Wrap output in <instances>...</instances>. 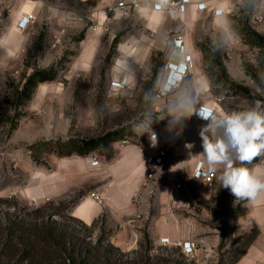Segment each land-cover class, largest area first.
<instances>
[{"label":"rangeland","instance_id":"rangeland-1","mask_svg":"<svg viewBox=\"0 0 264 264\" xmlns=\"http://www.w3.org/2000/svg\"><path fill=\"white\" fill-rule=\"evenodd\" d=\"M119 1L0 0V264H264L261 234H239L233 225L245 200L236 201L220 184L213 188L215 202L201 208L220 241L200 243L197 253H184L178 243H155L147 234L135 247L120 248L101 220L89 226L72 216L94 187L87 158L111 159L119 147L145 142L151 129L189 110L192 97L204 92L192 89L189 74L159 97L172 46L165 41L151 51L154 31L134 4L126 15L114 16ZM211 1L226 8L228 33L210 24L212 11L193 16L185 31L192 49L203 53L212 83L205 95L220 99L229 113L257 101L264 106V22L257 20L264 16V0ZM32 8L35 23L19 34L16 19ZM95 24L102 30L95 32ZM226 59L248 74L249 87L230 79ZM125 77L127 85L112 86ZM115 130L109 147L86 156L67 155L59 145L72 141L64 149L69 152L81 139ZM51 183L61 190L50 192ZM44 190L49 196L41 200Z\"/></svg>","mask_w":264,"mask_h":264},{"label":"crops","instance_id":"crops-1","mask_svg":"<svg viewBox=\"0 0 264 264\" xmlns=\"http://www.w3.org/2000/svg\"><path fill=\"white\" fill-rule=\"evenodd\" d=\"M103 1L97 0L98 3ZM121 1H125L126 5L124 8H114V16L126 15L131 5H136V13L145 17V25L155 34L154 41L150 45L151 51L161 50L165 41L172 46L168 62L184 61L182 55L173 52V39L182 36L187 52L193 56L196 63L190 72L193 76L192 89H203L204 92H198L192 97L189 101L191 106L189 110L177 114L173 121L160 126V137L157 140H151L149 135L145 142L119 147L111 159L105 158L103 161L99 159L100 165L96 167L91 165L92 157L87 158L85 167L94 171V174H91L93 178H90L92 181L90 185L94 187L89 193L98 192L103 200L98 202L89 194L86 195L73 206L72 216L89 226L101 220L103 229L112 234V242L120 248L135 247L142 235L147 234L158 244H161L162 238H169L171 245L191 241L196 244L195 253H197L202 243L209 244L210 241L219 243L220 241L219 235L213 234L211 225L208 226L203 222L201 214L204 204L215 202L216 194L213 188L219 183L215 179L213 184H207L203 180L194 179L193 174L201 161L204 162L205 169L214 177L221 173L223 166H217L216 170L208 169L203 156L201 138V130L208 123L199 120L196 117V111L201 106H207L215 108L218 114L229 113L222 108L220 99L218 101L214 98L209 99L205 95L208 94L207 90L212 88V83L206 74L205 67L201 64L203 53L192 49L185 34L193 23V16L202 12L198 11L195 5H190L185 13L168 14L155 11L152 3L146 0H120L119 2ZM195 1L208 3L209 10L205 12L213 13L210 24H219L226 35L229 29V24L225 20L226 8L221 5L214 6L211 0ZM33 8L30 11L25 10L16 19V30L19 34L26 31V29L17 28L23 16H33V22L28 28L35 23L36 13ZM215 9L224 10L223 16H215ZM174 30H182V32L173 35V38L168 37L167 35ZM163 36L164 38H161ZM119 49L122 50V45ZM224 68L232 81L249 87L248 74L244 70L235 71L231 60H225ZM161 148H169L170 156L166 165L162 169L149 167L145 162L146 155L156 153ZM255 158L258 161L244 162V166L255 167L264 176L262 155ZM151 170L154 171L155 177L150 180L147 174ZM52 177L54 176L50 179ZM178 184L181 186L179 187ZM60 190L55 183L49 186V191L52 193ZM227 191L230 190L227 189ZM48 196L44 190L40 198L47 199ZM235 204V200L231 201L230 206L233 207ZM242 205L245 210L235 217L233 223L235 231L239 234L256 231L261 234L259 241L264 240V195L255 201L245 200ZM210 236H213V240H210Z\"/></svg>","mask_w":264,"mask_h":264},{"label":"clouds","instance_id":"clouds-1","mask_svg":"<svg viewBox=\"0 0 264 264\" xmlns=\"http://www.w3.org/2000/svg\"><path fill=\"white\" fill-rule=\"evenodd\" d=\"M201 130L203 156L209 170L223 166L214 177L221 188L229 189L236 201H255L264 195V176L255 168L244 166L264 154V106L259 101L244 111L215 115Z\"/></svg>","mask_w":264,"mask_h":264},{"label":"built area","instance_id":"built-area-1","mask_svg":"<svg viewBox=\"0 0 264 264\" xmlns=\"http://www.w3.org/2000/svg\"><path fill=\"white\" fill-rule=\"evenodd\" d=\"M153 5V9L155 11L159 12H167L168 14H175V13H185L187 11V8L190 5H195L198 11L205 12L209 10V6L207 2L204 1H195V0H146ZM126 5L125 1H121L118 3L119 8H124ZM215 16H223L224 10L222 9H215L214 10ZM257 20L259 23L264 22V16L260 15L257 16ZM23 21H27L26 23H23ZM33 22V16H23L22 19L18 23V29L25 30L28 28V26ZM93 30L95 32H99L102 30V27L98 24H95L93 27ZM109 29L106 28L104 31H108ZM173 46L174 51L177 54H180L183 56V62L180 63H174V62H168L167 63V77L166 81L160 88V91L158 93L160 98H164L168 96L170 93H172L175 88L183 84L185 79L188 77L190 72L195 66V59L191 54H189L186 50V47L184 45V39L182 36H179L173 40ZM129 82V78L125 77L120 81H113L112 86L114 88H120L124 85H127ZM209 112L218 115L215 108L207 107V106H201L196 111V117L199 120H202L205 123H210V120H206L205 117L208 116ZM160 137V127L156 129H151L150 133V139L151 140H157ZM170 156L169 148H161L156 153L147 154L145 157L146 164L151 168H159L162 169L166 165V162ZM262 159L264 160V154H262ZM93 167L100 165V160L96 157L93 158V161L91 163ZM155 170V169H153ZM151 170L147 174L148 179H153L155 177L154 171ZM193 178L196 180H203L207 184H213L215 179L214 175L210 172H208L204 167V162L201 161L197 164V167L195 169V172L193 174ZM180 187L181 185L178 184ZM89 196L98 202H101L103 200L102 195L98 192H91L89 193ZM161 242L164 244L170 243L169 238H162ZM184 253L191 254L195 252L196 244L191 241H186L180 243Z\"/></svg>","mask_w":264,"mask_h":264},{"label":"trees","instance_id":"trees-1","mask_svg":"<svg viewBox=\"0 0 264 264\" xmlns=\"http://www.w3.org/2000/svg\"><path fill=\"white\" fill-rule=\"evenodd\" d=\"M116 43H117V38L115 39ZM38 75V72L35 74ZM119 134V131L115 130L112 132H109L103 136H99V137H92V138H88V139H81L77 142H75V144H73V148L71 151L69 152H64L67 144H72V141L67 142H59V145L61 147V151L63 153H66L67 155L72 154L73 152H76L80 155H89L92 152L95 151H100L103 150L107 147L110 146V144L112 142L115 141L116 136ZM79 143V145H78ZM77 145V146H76ZM254 161H258L257 158L253 159Z\"/></svg>","mask_w":264,"mask_h":264},{"label":"snow or ice","instance_id":"snow-or-ice-1","mask_svg":"<svg viewBox=\"0 0 264 264\" xmlns=\"http://www.w3.org/2000/svg\"><path fill=\"white\" fill-rule=\"evenodd\" d=\"M27 21H23V23H26Z\"/></svg>","mask_w":264,"mask_h":264}]
</instances>
